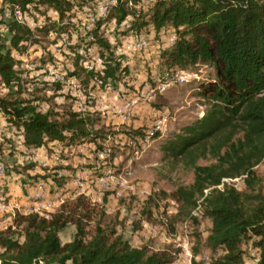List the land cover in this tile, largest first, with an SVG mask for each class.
I'll return each mask as SVG.
<instances>
[{"label": "rangeland", "instance_id": "1", "mask_svg": "<svg viewBox=\"0 0 264 264\" xmlns=\"http://www.w3.org/2000/svg\"><path fill=\"white\" fill-rule=\"evenodd\" d=\"M97 1L87 2L84 7L88 10L75 11L61 33L35 28L34 42H27L22 54L13 51L18 82L10 89L0 82V97L22 100L54 117L67 111L79 112L89 118V126L101 136L95 142L66 138L41 146L27 145L22 141L21 130L0 115V159L9 179L14 177L21 185L16 192L20 196L12 197L18 202L30 201L27 189L31 190V183L48 180L49 198L61 197L68 204L78 197V192L85 196L83 201L91 210L85 224L87 234L99 222L114 229L131 246H144L150 252L167 250L172 258L169 264H209L211 257L221 253L214 254L205 245L210 221L198 210L196 223L178 215L172 192L192 182L193 165L214 161L205 154L192 165L189 156L179 154L185 143L198 137L199 121L211 109L212 101L201 94L200 86L215 79L214 68L200 62L171 67L162 64L161 51L173 43L170 29L157 36L145 32L148 46L133 50L131 44L144 34L126 32L129 15L116 25L108 17L111 8L100 19L99 32L111 44L119 67L117 78L100 79L95 73L102 74L104 60L99 57L98 46L85 47L83 41L75 44ZM141 4L142 0L127 3L145 9ZM6 5L0 0L3 20L10 18ZM49 16L55 18V13L50 11ZM26 18L30 26L43 21L34 11ZM2 32L4 38L9 37L5 29ZM81 68L96 72L87 76ZM176 69L184 72V79L162 91L155 90L160 80L165 81ZM73 71L79 75L72 76ZM55 84L59 85L57 90ZM102 148L109 151L108 156L97 155ZM254 169L264 184V159ZM230 183L241 187L238 179ZM12 211L8 204L0 207V232L20 243L23 224L15 225L13 219L17 215L13 216ZM74 232L75 227L67 224L59 232L60 242L71 240ZM241 247L247 252L246 242Z\"/></svg>", "mask_w": 264, "mask_h": 264}, {"label": "trees", "instance_id": "2", "mask_svg": "<svg viewBox=\"0 0 264 264\" xmlns=\"http://www.w3.org/2000/svg\"><path fill=\"white\" fill-rule=\"evenodd\" d=\"M3 1L10 18L0 19V82L10 89L19 80L13 51L22 54L27 42H34L35 28L63 32L75 11L87 9L84 6L91 0ZM129 1L116 0L108 17L119 25L129 15L126 32L134 30L145 35L149 31L157 36L170 29L175 38L170 47L161 51L162 64L171 67L209 63L215 71V79L200 86L201 94L212 101L211 109L199 121L198 137L179 151L189 156L192 165L205 154L214 161L193 165L192 182L172 192L178 203L177 214L196 223L198 210L210 221L205 245L212 253H221L211 257L209 264H251L249 249L258 253L257 264H264V184L254 169L264 159V0H150L145 9L127 5ZM16 9L21 13L19 19L13 16ZM31 11L43 17L41 25L27 23L26 16ZM50 11L55 18L49 16ZM100 21L84 37L79 35L75 44L83 41L85 47L98 46L104 66L102 74L95 76L115 79L119 64L111 44L99 32ZM3 29L8 38L3 37ZM80 71L87 76L96 72L85 68ZM71 75L79 73L73 71ZM58 88L55 84L54 90ZM0 115L21 130L27 145L41 146L66 138L95 142L101 136L89 126V118L76 111L54 117L22 100L0 97ZM224 178H239L241 187L223 182ZM84 199L79 195L61 204L48 218L34 213L17 215L13 221L15 225L23 224L22 242L0 232V264L171 262L167 250L150 252L144 246H131L114 229L99 222L87 234L85 224L91 210ZM67 224H72L75 232L71 240L61 243L58 235ZM243 242L247 252L241 247Z\"/></svg>", "mask_w": 264, "mask_h": 264}, {"label": "built area", "instance_id": "3", "mask_svg": "<svg viewBox=\"0 0 264 264\" xmlns=\"http://www.w3.org/2000/svg\"><path fill=\"white\" fill-rule=\"evenodd\" d=\"M116 3V0H98L95 3V9L93 14L89 16L88 22L83 26L82 32H80V36L84 37L88 32L93 28L96 21L100 19H104L108 14V11L113 7ZM150 3V0H142L143 6H146ZM135 8H140V6H135ZM14 17L19 19L20 18V11L18 9L14 10ZM90 37V35H88ZM175 36L173 35L171 38V43L174 41ZM149 42L145 35H139L136 38L135 43H133L132 49L133 50H142L148 46ZM79 52H82V47H79ZM184 72L180 69H176L171 71L170 77L165 78V81H161L155 87V90L162 91L166 87L170 86L177 81H181L184 79L183 77ZM131 106V105H130ZM100 150V151H99ZM97 151L98 156L109 155V151L107 149H99ZM239 180V178H224L222 179L225 183H230L232 180ZM9 175L6 174V167L3 164L2 159H0V207L4 208L5 204L10 205L13 209L12 214L14 215H28L31 213L37 214L39 216L48 218L52 212H54L60 204L64 203L61 197H56L54 199L49 198L47 195L46 187L48 184L45 180H38L31 183V200L27 202H18L15 201L11 195L10 188H9ZM98 193L101 192L100 188L97 190ZM79 196V192L76 193ZM83 196V195H82ZM85 197V196H84ZM87 198V197H86ZM59 201V204L58 202ZM57 202V203H56ZM52 207H56L54 210H51ZM248 258L251 264H257L259 262V255L258 253L253 250H248Z\"/></svg>", "mask_w": 264, "mask_h": 264}, {"label": "crops", "instance_id": "4", "mask_svg": "<svg viewBox=\"0 0 264 264\" xmlns=\"http://www.w3.org/2000/svg\"><path fill=\"white\" fill-rule=\"evenodd\" d=\"M12 179V180H11ZM10 179V182H9V188H10V192H11V195L13 196H20V194L16 193L17 192V189L20 188V186L18 185V182L14 181V177ZM31 192V190H28L27 189V193ZM27 195V194H26Z\"/></svg>", "mask_w": 264, "mask_h": 264}]
</instances>
